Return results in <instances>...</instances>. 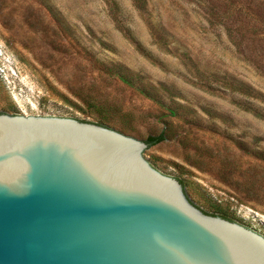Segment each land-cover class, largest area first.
<instances>
[{
	"label": "rangeland",
	"instance_id": "374dc122",
	"mask_svg": "<svg viewBox=\"0 0 264 264\" xmlns=\"http://www.w3.org/2000/svg\"><path fill=\"white\" fill-rule=\"evenodd\" d=\"M115 1L120 23L104 0H0V67L27 115L60 117V104L96 123L89 100L109 129L141 141L165 131L147 159L171 164L202 211L217 203L228 219L264 222V0H147L145 12ZM112 65L142 76L161 103ZM8 103L0 80V113L18 115Z\"/></svg>",
	"mask_w": 264,
	"mask_h": 264
},
{
	"label": "water",
	"instance_id": "95a60500",
	"mask_svg": "<svg viewBox=\"0 0 264 264\" xmlns=\"http://www.w3.org/2000/svg\"><path fill=\"white\" fill-rule=\"evenodd\" d=\"M0 80V264H264V222L203 213L128 128L28 116Z\"/></svg>",
	"mask_w": 264,
	"mask_h": 264
},
{
	"label": "trees",
	"instance_id": "16d2710c",
	"mask_svg": "<svg viewBox=\"0 0 264 264\" xmlns=\"http://www.w3.org/2000/svg\"><path fill=\"white\" fill-rule=\"evenodd\" d=\"M104 2L107 5V7L109 8V12H110L111 16L115 20H117V22L120 23V20L118 18V6H117L116 1L115 0H104ZM133 3L140 11H142V12L146 11L147 0H133ZM124 32L130 39L133 40V37H132V35L128 29H125ZM107 72H109V74H111L112 76L119 78L123 83L134 88L135 90H137L141 94L147 96L150 99H153L154 101H156L158 103H161V100L158 99V97L156 96L157 90L154 87H151L150 85L144 84V79L139 74L132 73L131 71H129L128 69L124 68L121 65H112L109 67V69H107ZM229 86L231 87V89L233 91H239L241 93H245L247 96H250L249 87L246 84H244L243 82H240L236 79H231L229 81ZM162 88L164 90H168L163 85H162ZM66 102L82 111V109L80 107H77L76 104L69 101L68 99H66ZM86 105L90 109H93L94 113L98 112L97 113L98 116H95L96 117V123H94V124L101 125V126L107 127V128L110 127L108 124V118L104 116V114L106 115L107 113L101 105H98L94 102L92 103L89 100L86 102ZM170 110H171V113H173L175 115L178 109L177 108H175V109L170 108ZM87 116H89V115H87ZM81 122H86V121L81 120ZM88 123H90V122H88ZM166 139H167V136L165 134V131H162L161 133H159L157 135L147 136L143 141L147 144V148H149L151 146L157 145V144L165 141ZM177 180L180 182L182 187H184L183 180H181L179 178H177ZM207 210H209L210 213L204 212V211H203V213H205V214L208 213V215H211V216H219L221 218L233 221L231 218L228 219L227 213L217 203H210L209 209H207Z\"/></svg>",
	"mask_w": 264,
	"mask_h": 264
}]
</instances>
